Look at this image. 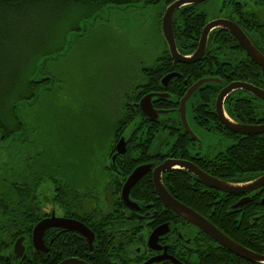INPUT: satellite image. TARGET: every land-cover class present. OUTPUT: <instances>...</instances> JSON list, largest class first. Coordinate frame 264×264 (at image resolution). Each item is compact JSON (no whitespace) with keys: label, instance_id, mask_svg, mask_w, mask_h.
I'll return each mask as SVG.
<instances>
[{"label":"flooded vegetation","instance_id":"af4514ba","mask_svg":"<svg viewBox=\"0 0 264 264\" xmlns=\"http://www.w3.org/2000/svg\"><path fill=\"white\" fill-rule=\"evenodd\" d=\"M177 1L175 0L167 6L163 5L162 23L167 9ZM162 2L166 3L165 1ZM197 6H199L200 12H205L208 15L209 19L202 30L201 36L197 37L195 33L192 35V38H194L191 42L196 44L195 49L192 52L185 51V55H182L178 50L181 56L186 58L194 56L199 50L207 25L218 20H226L233 25L232 28L238 29L242 33L244 44L233 33L221 28H215L208 37L205 51L200 59L193 63L181 64L174 60L167 43L170 55L180 65V69L178 71L173 70L164 76V78L169 75H175L176 77L172 78L166 86L163 85L164 78L161 80L163 91L148 93L140 100L141 102L146 96L156 94L161 97L159 96L153 100V106L155 100L167 101L161 107H154L155 110L163 112L161 115L163 120L160 118L162 123L154 124L161 122L160 119L151 121L143 115L150 123L146 121L142 122L141 125H143L144 130L140 131L138 136H133L130 139L132 143L128 144V134L121 136L119 132V138L115 137L112 141L110 150L105 154L106 157L104 155L103 162L100 164V161L97 164L98 168H100L99 175H96L99 176V181L94 180L92 185L93 188L100 185L98 193L100 198L99 204L97 206L94 205V208L97 207L100 211V216L104 217L108 215L106 212L110 210V204L105 202V196L108 190V187L106 188L107 181L110 180V182L117 185V187L112 186L114 190L111 194L112 197L117 198V201L114 203V206L117 208H111L110 210L111 214L116 215L115 221L110 222L113 223L109 224L110 226L105 221L95 226L92 222H89L90 219L83 221L74 218L73 215L75 213L73 214L72 212L71 215H68L69 212H65L58 205L56 200L58 189L55 184L51 183L53 185L52 194L50 193L51 197L47 196V192L44 190V194L47 196L44 197V202L41 200L40 188L38 191V222L34 229L38 224L51 219L53 216L70 219L85 225L94 234V241L91 245L87 237L77 232L52 228L45 233L43 238L47 247L46 252H37L33 244V256L36 261L49 259L52 246L55 245L58 238L62 234H72L71 236L82 241L85 247L89 248V251L85 252L86 259L84 260L78 258L69 259H78L87 264H91L90 260H94L93 251L95 243L99 247L97 248L98 253H100L99 255L102 256H97L96 259L99 263L103 259V262L100 264H260L251 263L242 258L235 260L234 254L219 245L204 230L169 208L158 194L154 184L155 171L169 160L191 163L213 178L238 186L250 184L264 176L263 174L253 180L243 182L226 181L211 175L202 168L207 165V159H214L216 156L217 149L215 147L222 149L220 140L214 146L207 145L205 147L206 137H217L219 139V134L214 132L219 130L218 123L226 128L221 123L217 112V100L221 92L225 88L236 84H243L264 91V0H210ZM210 8H212L211 12L215 14L212 19L209 13ZM189 47L191 48V44ZM177 49H179L178 45ZM154 63L150 65V68L153 67ZM141 75L142 73H140L139 79L141 83L146 82L144 79H141ZM175 81H179V83L174 84ZM203 81H206V83L191 95L183 107L182 102L189 91ZM214 83L217 84L215 85L217 88H220V92L213 104L210 103L208 109L203 107L202 115H199V108H197L200 106L199 92L203 86ZM179 95H182V97L178 98ZM231 99L244 100L262 114L257 124L244 125L264 126V99L243 89L235 90L225 98L223 103L224 113L231 120H233V116L231 117L228 111V106H230L229 100ZM140 102L136 106H139ZM183 109L185 120L198 141L191 137L186 130L183 120ZM214 116L217 118V121H215ZM201 123H204L203 127L200 126ZM158 128H161V135L159 136L161 140H158V144L155 146L148 147L135 143L151 137L154 129L157 130ZM172 135L177 137L189 136L196 143V146H192L191 144L186 149L183 148V150L185 149L189 153L188 155L172 153L171 147L167 144L173 139ZM122 138L126 141V152L119 154L117 145ZM144 166H150L151 169L131 189L129 194L131 205H128L123 200L124 186L134 171ZM50 169L53 179L62 178L65 184H67V181L72 182L62 171L60 172L54 167V163L53 166L50 164ZM177 170L191 176L188 184L189 187H178L180 195H183L185 202L180 201V197L174 196L171 183L166 177V175ZM162 182L168 193L175 200L196 212L218 230L220 229L215 224V221H220L223 226L231 227L235 223L238 225L237 229L242 227V230H247L250 224L252 226L264 224V186L248 193L228 194L210 188L195 175L184 169H175L170 173L163 174ZM149 183H151L152 187ZM201 183L205 184L209 189H206ZM214 191L218 195L209 204V208H204L197 203V201H201V195L208 194L212 196ZM83 192L85 190H82ZM257 201L260 205L257 206L258 209L255 208ZM48 205L51 206V210H46V206ZM59 211L62 214L58 215ZM113 226L115 230L111 231ZM222 233L226 235L224 232ZM243 233L245 232L243 231ZM46 236L47 239L49 238L48 244L45 241ZM227 237L230 238L229 236ZM239 245L243 246L240 243Z\"/></svg>","mask_w":264,"mask_h":264},{"label":"trees","instance_id":"16d2710c","mask_svg":"<svg viewBox=\"0 0 264 264\" xmlns=\"http://www.w3.org/2000/svg\"><path fill=\"white\" fill-rule=\"evenodd\" d=\"M165 1V6L171 4L175 0H0V54L2 55L3 47L8 43H13L14 34L21 33L18 29L22 16H35L36 26H40L43 20H49L50 24L47 30L41 34L37 33V27L29 26V40L27 47H32L33 42L39 44L32 51L28 52L25 59L18 67L10 68L5 73L1 74L0 82L5 83L0 86V262L1 264H59L69 258L86 259L85 252L89 251L85 244L72 237V234H62L55 245L52 246L51 256L49 259L36 261L33 256V231L37 224L38 218V191L41 186L48 180L55 184L58 191L56 200L59 206L64 211L69 212L68 215H73L74 218L86 221L90 219L95 226L100 222L105 221L109 224L115 221L114 214L110 213L111 208H117L114 203L117 198L111 196L116 186L110 180L107 181L108 187L105 202L110 204V210L106 213L108 215L100 216V211L94 205L99 204V187L93 188V185L80 187L75 186L72 182L65 181L62 178L53 179L49 166L44 165L45 150L41 149L40 143L45 141L38 137L37 131L32 129V125L28 124L25 118L26 112H33L38 109L42 102L48 100L51 92L55 90V80L46 73L45 66L48 65L49 60L56 54L49 53L48 47L55 38L56 29L61 26L63 20L67 16L69 9L72 6L88 5L92 12L100 11L101 8L113 7H134L142 4L143 6L159 4ZM43 10V11H41ZM35 13V14H34ZM39 13V14H38ZM30 16V17H31ZM95 16V15H93ZM92 16V17H93ZM95 18V17H93ZM162 17H159V27L162 34ZM90 19V20H91ZM209 17L205 12L199 11V6H188L181 9L174 15L173 28L178 45V50L182 55L185 51L195 49L196 44H193L192 35L195 33L197 37L201 36L202 30L205 27ZM30 21V19H29ZM83 22H87L86 20ZM50 25V26H49ZM27 25H25L26 27ZM50 27V28H49ZM28 29V30H29ZM72 31V30H71ZM67 33L72 35L73 32ZM33 36L31 38L32 35ZM57 35V34H56ZM67 35L64 38V43L68 42ZM163 37V34H162ZM164 38V37H163ZM16 39V38H15ZM15 41V40H14ZM197 41V39H196ZM165 47L163 53L156 59L152 68L143 67L141 70V79L146 82L141 83L139 80L136 86L124 94L126 100L123 108L122 117L118 119L115 126V133L113 138L128 134V144H131L133 136H138L139 132L144 130L143 121L147 120L141 113L139 106H136L140 100L151 92L163 91L161 80L168 73L173 70H179L180 65L176 63L169 52L167 42L164 39ZM191 44V48L189 47ZM26 47V48H27ZM33 58V59H32ZM36 60L35 65L28 66L29 61ZM38 66L41 70L38 71ZM30 67V68H29ZM29 75L23 78L27 73ZM174 68V69H173ZM153 71V72H152ZM217 73V72H216ZM220 73V72H219ZM10 77V78H9ZM24 79V80H21ZM0 83V84H1ZM175 81L174 84H178ZM217 84H209L203 86L199 92V103L197 107L199 115H202L203 107L209 108V104L215 101L220 88ZM212 87V88H209ZM175 88V87H174ZM212 89V90H210ZM170 91V89H169ZM179 95L178 98H181ZM44 99V100H43ZM154 107H161L162 104L167 103L165 100H155ZM158 105V106H157ZM228 111L233 121L243 124H257L259 118L262 116L257 109L244 100H229ZM162 119V118H161ZM156 122L154 124H161ZM215 121L217 118L214 116ZM217 123V122H216ZM201 127L204 123L200 124ZM219 130L214 132L219 134L220 146L222 149H217V154L214 159H207V165L202 167L211 175L224 179L226 181L243 182L253 180L264 174V134L254 136H242L230 132L218 123ZM37 134V135H36ZM119 134V136H120ZM161 128L154 129L151 137L140 140L137 145L155 146L160 139ZM173 136L171 142L167 143L171 147V152L176 154H189L185 151L191 144L196 146V143L189 138V136ZM143 137V136H142ZM141 137V138H142ZM119 138V137H118ZM113 139V140H114ZM130 141V142H129ZM161 143H163L161 141ZM13 153L7 154L9 149ZM183 148H185L183 150ZM10 150V152H12ZM6 154V155H5ZM148 160V159H147ZM145 160V161H147ZM144 161V162H145ZM12 166V167H11ZM167 180L170 181L172 193L179 198L180 201L185 202L183 195H180L178 187H189V180L191 176L183 171L177 170L166 175ZM112 181V180H111ZM72 184V185H71ZM206 189H209L205 184L201 183ZM149 185L152 187L151 183ZM185 186V187H184ZM87 188V189H84ZM82 190L85 192L82 193ZM217 192H213L212 196L205 194L200 196L201 201H197L200 206L209 208L210 203L215 200ZM194 201L192 199H189ZM190 201V203H192ZM195 206V205H194ZM259 202L255 208H257ZM258 209V208H257ZM251 216V215H250ZM218 228L229 236L238 244H242L250 251L264 255V224L259 226L249 225L247 230L237 229L238 225L233 223L231 226H223L220 221H215ZM115 230L114 226L111 231ZM243 231L245 233H243ZM24 238L26 256L25 258L14 261V246L16 242ZM48 244L49 238L45 237ZM50 247V246H49ZM96 243L94 244V260H90L91 264H100L103 259L99 261L96 259L99 255ZM235 260L240 259L233 255Z\"/></svg>","mask_w":264,"mask_h":264},{"label":"rangeland","instance_id":"374dc122","mask_svg":"<svg viewBox=\"0 0 264 264\" xmlns=\"http://www.w3.org/2000/svg\"><path fill=\"white\" fill-rule=\"evenodd\" d=\"M163 5L161 2L116 9L107 7L94 12L88 5H75L56 29L49 53L65 49L44 67L55 80V90L38 109L26 112L25 118L45 141L39 144L46 152L44 165L50 168L54 163L75 186L86 187L94 180L99 181L97 164L103 162L112 145L115 126L126 103L124 94L136 86L141 69L152 65L165 47L159 27ZM211 9L212 19L215 14ZM30 16H22L17 25L21 33H15L13 43L8 42L3 47L0 77L8 69L21 65L28 52L39 45L33 42L32 47H27L29 31L34 30L29 26H36L38 21ZM85 20L87 22H83ZM48 24L49 20H43L36 26L37 33L45 32ZM75 29L76 32L67 35ZM66 35L69 41L64 43ZM33 36L36 35L31 38ZM35 63L36 60H30L28 66ZM29 68L23 78L29 75ZM37 68L41 70V66ZM3 85L5 83L0 84ZM218 141L217 137H206L205 147L214 146ZM10 150L7 154L13 153ZM44 190L51 197L53 185L49 180L41 186L43 202ZM46 210H51V206H46Z\"/></svg>","mask_w":264,"mask_h":264},{"label":"water","instance_id":"95a60500","mask_svg":"<svg viewBox=\"0 0 264 264\" xmlns=\"http://www.w3.org/2000/svg\"><path fill=\"white\" fill-rule=\"evenodd\" d=\"M208 1L210 0H178L173 5H171L166 11V14L163 18V23H162L163 35L169 45L172 57L174 58L175 61L181 64L193 63L200 59V57L203 55L205 51L208 37L210 33L212 32V30L215 28H221L225 31L233 33L242 42V44H244L242 33L238 29L235 30L234 28H232L233 25L228 23L226 20H218V21H214L210 23L209 25H207V27L204 30V34L201 40L199 50L194 56H192L191 58H186L179 54L177 45H176L174 29H173V17H174L175 12L185 6L200 5ZM174 77L176 76L169 75L165 77L163 80V85L164 86L168 85L170 80ZM204 83H206V81L198 83L194 88H192L189 91L188 95L184 98L182 102L183 107L185 106V103L191 97V95L199 87H201ZM238 89L246 90L252 93L253 95H256L257 97L264 99V91L247 86V85L236 84V85H232L230 87L225 88L221 92L217 100V112H218L221 123L228 130L238 135L254 136V135L264 134V126H249V125L240 124V123L234 122L233 120L229 119L225 115L224 109H223L224 100L229 94H231L232 92ZM159 96L160 95H156V94L148 95L139 104V107L143 115L151 121L159 120L161 118V115L163 114L162 111L155 110L153 103H152L153 100ZM182 111L184 113V109ZM183 115H184L183 116L184 125L186 127L187 132L189 133V135H191V137L197 140V137L193 134L192 130L189 128L185 120V113ZM117 150L119 154H124L126 152V141L124 138H122L121 141L118 143ZM150 169H151L150 166L139 167L129 177L123 189V200L128 205H131L130 200H129V194H130L131 189L147 172H149ZM175 169H184L188 171L189 173L195 175L197 178H199L203 183H205L210 188H213L217 191L228 193V194H243V193H248L253 190H256L264 186V176L260 177L259 179L255 180L254 182L250 184H247L244 186H238V185H233V184L221 181L219 179L213 178L210 175H207L205 172L201 171L199 168H197L191 163L175 161V160H169L165 162L154 173L155 188L158 194L160 195V197L163 199V201L169 206V208H171L177 214L186 218L187 220H189L196 226L200 227L210 237H212L213 240H215L219 245L226 248L229 252L236 255L237 257L242 258L251 263L264 264V256L258 255L250 251L249 249L239 245L238 243L234 242L233 240L228 238L226 235H224L220 230H218L216 227H214L208 221H206L204 218L198 215L196 212L186 207L185 205L179 203L168 193V191L163 185L162 175L165 173H170L171 171ZM52 228H60V229H64L65 231L77 232L87 237L91 245L94 241V234L82 223L75 221V220L56 218L55 216H53L51 219L45 220L41 222L40 224H38L36 228L34 229L33 244L37 252L47 251V247L44 243L43 238H44L45 233ZM24 242H25L24 238H20L16 242L14 246V250H13L14 261H19L25 257L26 249L24 246ZM60 264H87V263L84 261L78 260V259H67Z\"/></svg>","mask_w":264,"mask_h":264},{"label":"bare ground","instance_id":"6f19581e","mask_svg":"<svg viewBox=\"0 0 264 264\" xmlns=\"http://www.w3.org/2000/svg\"><path fill=\"white\" fill-rule=\"evenodd\" d=\"M163 31V30H162Z\"/></svg>","mask_w":264,"mask_h":264}]
</instances>
